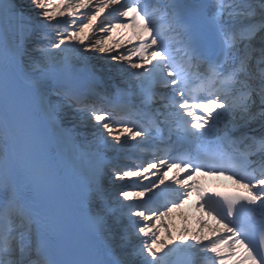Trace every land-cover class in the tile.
Listing matches in <instances>:
<instances>
[{
	"label": "snow or ice",
	"instance_id": "snow-or-ice-1",
	"mask_svg": "<svg viewBox=\"0 0 264 264\" xmlns=\"http://www.w3.org/2000/svg\"><path fill=\"white\" fill-rule=\"evenodd\" d=\"M0 264H264V0H0Z\"/></svg>",
	"mask_w": 264,
	"mask_h": 264
}]
</instances>
